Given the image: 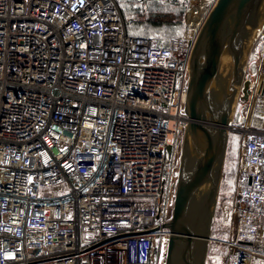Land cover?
Returning <instances> with one entry per match:
<instances>
[{"label": "built area", "instance_id": "built-area-1", "mask_svg": "<svg viewBox=\"0 0 264 264\" xmlns=\"http://www.w3.org/2000/svg\"><path fill=\"white\" fill-rule=\"evenodd\" d=\"M185 15L159 41L128 35L115 0H0V264H163L203 21ZM248 89L257 114L264 46ZM229 133L224 264H264V127L240 116Z\"/></svg>", "mask_w": 264, "mask_h": 264}, {"label": "water", "instance_id": "water-1", "mask_svg": "<svg viewBox=\"0 0 264 264\" xmlns=\"http://www.w3.org/2000/svg\"><path fill=\"white\" fill-rule=\"evenodd\" d=\"M264 0H215L195 35L164 264H205L213 211L249 41Z\"/></svg>", "mask_w": 264, "mask_h": 264}, {"label": "rangeland", "instance_id": "rangeland-1", "mask_svg": "<svg viewBox=\"0 0 264 264\" xmlns=\"http://www.w3.org/2000/svg\"><path fill=\"white\" fill-rule=\"evenodd\" d=\"M213 0H188L185 14L187 13V22L199 24L200 20L204 18L209 10ZM186 15H184L185 18ZM186 19V18H185ZM184 22V21H183ZM195 24V25H196ZM262 26L259 28L258 41L256 42L257 54L251 56L249 59L250 74L242 80L239 93L237 95L234 112L232 115L233 123H237V114L240 116H246L250 125L257 127H264V108L257 114L253 111V99L249 94L248 81L252 79L258 72L259 62L263 54L264 46V30ZM196 27V26H195ZM195 27H191L194 28ZM193 29V30H194ZM192 32V29H190ZM183 137V135H182ZM182 137L180 139L176 164L178 162L181 152ZM236 143L234 135L228 134V142L226 147V153L223 163L222 176L219 184L218 194L213 211L212 223L209 233V241L207 243V252L205 258V264H224V256L227 252V246L225 241L234 237L235 232V219L232 215L230 208V201L233 194V184L235 178L236 169ZM177 169V168H176ZM176 179V178H175ZM229 181L231 183H229ZM162 264V263H160ZM164 264V260H163Z\"/></svg>", "mask_w": 264, "mask_h": 264}, {"label": "trees", "instance_id": "trees-1", "mask_svg": "<svg viewBox=\"0 0 264 264\" xmlns=\"http://www.w3.org/2000/svg\"><path fill=\"white\" fill-rule=\"evenodd\" d=\"M128 35L165 41L181 35L188 0H115Z\"/></svg>", "mask_w": 264, "mask_h": 264}, {"label": "bare ground", "instance_id": "bare-ground-1", "mask_svg": "<svg viewBox=\"0 0 264 264\" xmlns=\"http://www.w3.org/2000/svg\"><path fill=\"white\" fill-rule=\"evenodd\" d=\"M258 32H259V29H257V30L253 33V35H252L251 38H250L249 45L252 44V42H253V40L255 39V37H256V35L258 34Z\"/></svg>", "mask_w": 264, "mask_h": 264}, {"label": "snow or ice", "instance_id": "snow-or-ice-1", "mask_svg": "<svg viewBox=\"0 0 264 264\" xmlns=\"http://www.w3.org/2000/svg\"><path fill=\"white\" fill-rule=\"evenodd\" d=\"M237 118L239 119V113L237 114ZM229 183H231V182L229 181Z\"/></svg>", "mask_w": 264, "mask_h": 264}]
</instances>
